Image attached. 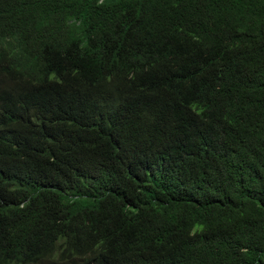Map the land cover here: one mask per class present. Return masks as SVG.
Listing matches in <instances>:
<instances>
[{
	"label": "trees",
	"instance_id": "trees-1",
	"mask_svg": "<svg viewBox=\"0 0 264 264\" xmlns=\"http://www.w3.org/2000/svg\"><path fill=\"white\" fill-rule=\"evenodd\" d=\"M0 264H264V0H0Z\"/></svg>",
	"mask_w": 264,
	"mask_h": 264
},
{
	"label": "clouds",
	"instance_id": "clouds-1",
	"mask_svg": "<svg viewBox=\"0 0 264 264\" xmlns=\"http://www.w3.org/2000/svg\"><path fill=\"white\" fill-rule=\"evenodd\" d=\"M3 73L0 74V81L4 80ZM30 120L28 112L20 109L11 101L0 102V129L10 131L24 126Z\"/></svg>",
	"mask_w": 264,
	"mask_h": 264
}]
</instances>
